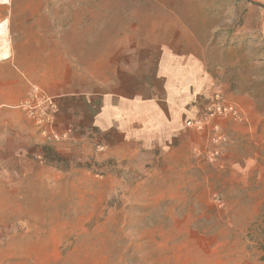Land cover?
<instances>
[{
    "label": "rangeland",
    "instance_id": "obj_1",
    "mask_svg": "<svg viewBox=\"0 0 264 264\" xmlns=\"http://www.w3.org/2000/svg\"><path fill=\"white\" fill-rule=\"evenodd\" d=\"M26 3L38 31L7 27L5 39L32 73L57 56L81 67L102 55L109 76L126 78V63L148 71L169 47L199 58L245 119L220 120L216 143L189 129L187 147L107 157L94 131L75 143L59 132L58 103L30 85L0 105V264H264L249 231L264 224V0ZM5 62L0 91L24 79ZM143 84L141 75L119 91Z\"/></svg>",
    "mask_w": 264,
    "mask_h": 264
},
{
    "label": "crops",
    "instance_id": "obj_2",
    "mask_svg": "<svg viewBox=\"0 0 264 264\" xmlns=\"http://www.w3.org/2000/svg\"><path fill=\"white\" fill-rule=\"evenodd\" d=\"M0 1H3L0 2V25L5 23L10 32L38 31L37 19L27 18L37 14H33L32 4L26 3L31 0ZM10 56L11 49L0 61L6 60L13 67V78L25 80H16L18 87L9 88L5 84L0 91V105L18 103L29 92L30 85L40 87L60 107L58 131L68 133L74 143L94 131L107 157L131 151L162 152V149H174V141L175 144L182 142L180 147H187L186 140L192 131L185 127V121L197 116L206 98L225 91L199 58L169 47L161 48L154 55L148 71L140 72L138 59L126 63L122 70L126 78L120 73L109 76L107 56L102 55L94 63L86 60L81 67L57 56L50 70L40 67L35 73L19 66L18 59ZM141 75L143 91H119L124 87V80H139ZM66 108L70 115L63 123L60 119ZM228 124L221 120L223 127L227 128ZM78 131L84 133L83 137ZM200 137L204 139L205 135Z\"/></svg>",
    "mask_w": 264,
    "mask_h": 264
},
{
    "label": "built area",
    "instance_id": "obj_3",
    "mask_svg": "<svg viewBox=\"0 0 264 264\" xmlns=\"http://www.w3.org/2000/svg\"><path fill=\"white\" fill-rule=\"evenodd\" d=\"M29 105L30 102H26L24 108H30L28 107ZM244 119L245 114L243 110L237 104L227 99L221 92H218L206 98L201 106V111L196 117L188 118L185 121V127L199 132H208L212 142L216 143L222 139L220 136L221 129L218 124L220 120L243 122ZM42 133L50 141L60 142L66 137L54 131L48 132L47 130H43ZM218 155L219 152L215 151L212 157L213 160H215Z\"/></svg>",
    "mask_w": 264,
    "mask_h": 264
},
{
    "label": "trees",
    "instance_id": "obj_4",
    "mask_svg": "<svg viewBox=\"0 0 264 264\" xmlns=\"http://www.w3.org/2000/svg\"><path fill=\"white\" fill-rule=\"evenodd\" d=\"M262 225H254L249 231L251 233V241H253L255 248L261 253L260 261L264 262V224Z\"/></svg>",
    "mask_w": 264,
    "mask_h": 264
},
{
    "label": "bare ground",
    "instance_id": "obj_5",
    "mask_svg": "<svg viewBox=\"0 0 264 264\" xmlns=\"http://www.w3.org/2000/svg\"><path fill=\"white\" fill-rule=\"evenodd\" d=\"M3 3V1H0ZM6 3V1H4ZM7 35L6 24L3 23L0 25V58L7 57L10 54L9 43L5 39Z\"/></svg>",
    "mask_w": 264,
    "mask_h": 264
}]
</instances>
